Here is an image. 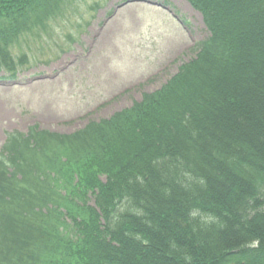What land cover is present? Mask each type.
<instances>
[{
	"label": "trees",
	"instance_id": "16d2710c",
	"mask_svg": "<svg viewBox=\"0 0 264 264\" xmlns=\"http://www.w3.org/2000/svg\"><path fill=\"white\" fill-rule=\"evenodd\" d=\"M54 1L0 0V68ZM187 1L210 37L160 90L10 135L0 264H264V0Z\"/></svg>",
	"mask_w": 264,
	"mask_h": 264
},
{
	"label": "rangeland",
	"instance_id": "374dc122",
	"mask_svg": "<svg viewBox=\"0 0 264 264\" xmlns=\"http://www.w3.org/2000/svg\"><path fill=\"white\" fill-rule=\"evenodd\" d=\"M152 1L158 6L65 0L55 18L13 43L15 61L22 55L26 61L16 64V80H3L9 75L0 70V144L32 125L70 135L131 107L175 75L208 32L184 0Z\"/></svg>",
	"mask_w": 264,
	"mask_h": 264
}]
</instances>
